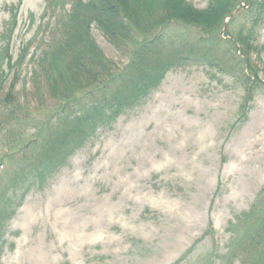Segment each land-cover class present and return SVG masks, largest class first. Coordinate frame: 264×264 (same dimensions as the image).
<instances>
[{
	"label": "rangeland",
	"instance_id": "rangeland-1",
	"mask_svg": "<svg viewBox=\"0 0 264 264\" xmlns=\"http://www.w3.org/2000/svg\"><path fill=\"white\" fill-rule=\"evenodd\" d=\"M14 7L15 57L53 17L43 16L45 0H0V27ZM92 32L109 58L119 65L127 61L98 30ZM257 38L264 45V17ZM255 64L264 81V49ZM29 75L26 63L20 96L29 94V82L22 88ZM241 95L230 79L218 83L202 69L168 72L139 106L74 152L44 187L23 196L16 190L21 201L4 227L0 264H171L209 223L212 239L203 236L181 264H219L230 236L227 223L249 208L264 185V96L255 95L240 124ZM27 103L36 107L37 100ZM5 151L0 143V155Z\"/></svg>",
	"mask_w": 264,
	"mask_h": 264
},
{
	"label": "trees",
	"instance_id": "trees-1",
	"mask_svg": "<svg viewBox=\"0 0 264 264\" xmlns=\"http://www.w3.org/2000/svg\"><path fill=\"white\" fill-rule=\"evenodd\" d=\"M44 9L52 22L49 18L40 37H31L15 57V7L0 27V143L6 150L0 155L6 177L0 183V244L21 201L16 190L23 196L44 187L74 152L139 106L168 72L202 69L218 83L230 79L242 89L236 108L240 124L255 95L264 96L255 64L264 49L257 38L264 0H206L202 8L187 0H45ZM93 28L125 63L105 54ZM26 63L30 75L22 88L29 82V96H20L17 85ZM28 99H36V107ZM27 125L33 128L29 135ZM226 231L230 236L219 264H264V185ZM203 236L212 239L210 223L171 264L185 261Z\"/></svg>",
	"mask_w": 264,
	"mask_h": 264
}]
</instances>
